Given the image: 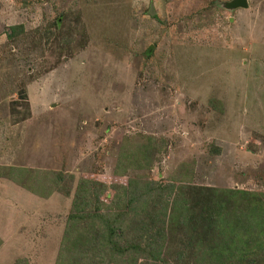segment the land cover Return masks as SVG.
Returning a JSON list of instances; mask_svg holds the SVG:
<instances>
[{
    "label": "rangeland",
    "instance_id": "obj_1",
    "mask_svg": "<svg viewBox=\"0 0 264 264\" xmlns=\"http://www.w3.org/2000/svg\"><path fill=\"white\" fill-rule=\"evenodd\" d=\"M224 1L0 0V168L69 191L0 176V264H58L85 181L113 205L134 181L264 193V0Z\"/></svg>",
    "mask_w": 264,
    "mask_h": 264
},
{
    "label": "trees",
    "instance_id": "obj_2",
    "mask_svg": "<svg viewBox=\"0 0 264 264\" xmlns=\"http://www.w3.org/2000/svg\"><path fill=\"white\" fill-rule=\"evenodd\" d=\"M22 32L23 25H15L5 35L13 42ZM0 176L32 196L43 198L53 191L69 196L61 188L60 173L3 166ZM41 183L49 187L46 195L40 191ZM95 184L82 182L72 201L58 264H264V193L190 182L134 181L113 205L114 197L104 189L95 190ZM104 206L112 213L102 214ZM174 232L179 237L175 261L170 262L167 250Z\"/></svg>",
    "mask_w": 264,
    "mask_h": 264
},
{
    "label": "water",
    "instance_id": "obj_3",
    "mask_svg": "<svg viewBox=\"0 0 264 264\" xmlns=\"http://www.w3.org/2000/svg\"><path fill=\"white\" fill-rule=\"evenodd\" d=\"M218 6L220 8H223L227 11H234L238 9H247L248 8V2L247 0H229L218 3ZM150 14L154 15V11L152 7L150 8Z\"/></svg>",
    "mask_w": 264,
    "mask_h": 264
}]
</instances>
